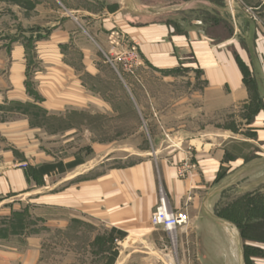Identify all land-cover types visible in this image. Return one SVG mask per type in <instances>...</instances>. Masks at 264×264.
<instances>
[{"label":"crops","instance_id":"obj_1","mask_svg":"<svg viewBox=\"0 0 264 264\" xmlns=\"http://www.w3.org/2000/svg\"><path fill=\"white\" fill-rule=\"evenodd\" d=\"M62 1L65 6L61 4L59 17L41 26L48 35L36 49L43 69L35 72V82L45 100L43 105L63 108L87 102L83 76L96 78L100 73L101 59L94 48L103 49L106 33L118 30L128 46L137 47L139 90L150 107L155 100L148 92L149 77L160 80L159 84H151L158 86L174 81V76L164 72L201 73L203 97L199 108H190V101L199 97L173 101V109L187 102L188 112L173 114L172 121L178 124L167 131L160 130L162 136L171 133L173 138H202V142L191 153L164 149L132 166L108 170L50 200L62 207H74L102 221L109 230L124 233L122 240L114 241L118 252L114 264H245L238 229L219 218L214 207L229 189L241 195L264 192V3L187 0L178 9L168 11L145 7L138 0ZM197 8L204 14L189 18L186 28L182 21L160 20L168 14L174 18L184 10L193 16ZM247 9L258 11L259 17H252ZM80 41L86 43L82 48L77 46ZM12 43L7 66L0 63V90L6 87L7 95L26 100V50L18 39ZM74 53L81 59L80 67L70 60ZM7 95V100L13 98ZM3 100L0 97V106L4 105ZM200 114L203 131L188 136L181 121L194 123ZM152 120L167 121L164 110L154 111ZM20 128L19 123L5 126L0 122L1 138L6 131L10 138L7 141L12 144L5 150L0 139V198L29 189V175L43 180L45 189L52 185L45 194L70 181L53 182L82 166L66 170L71 159L41 162L28 157L27 162L19 161L14 151L21 141ZM26 163L27 168H21ZM58 163H62L63 173H36L43 164ZM182 165L189 172L186 179L179 180L176 170ZM159 187L167 195L170 207L184 210L189 218V223L176 231L173 248L167 233L150 223L158 204ZM44 197L47 200L54 196ZM246 245L264 249L258 244ZM30 251L33 250L22 255L16 249L0 250V264H34L35 256ZM255 261L264 264V257Z\"/></svg>","mask_w":264,"mask_h":264},{"label":"rangeland","instance_id":"obj_2","mask_svg":"<svg viewBox=\"0 0 264 264\" xmlns=\"http://www.w3.org/2000/svg\"><path fill=\"white\" fill-rule=\"evenodd\" d=\"M138 1L145 7L170 11L178 9L187 0ZM259 1L264 3V0ZM61 4L65 6L62 0H0V63L7 66V55L13 47V39H18L26 50L24 87L27 99L23 100L22 97V100H16L17 97L7 95L6 87L0 90V97L4 98V105L0 106V122L5 126L13 122L21 125V141L14 154L19 156L20 162H27L29 158L41 162L69 159V163L75 159L83 162L81 167L69 171L66 176L54 179L53 182L57 183L64 179L71 180L56 186L50 193L44 192H49L52 185L45 189L43 180L29 175V189L21 194L0 198V250L16 249L22 255L33 250L30 254L35 256L34 264H107L111 251L117 247L115 242L108 239V226L74 207H62L50 199H57L59 196L56 195L74 190L108 170L132 166L147 157L153 158L158 151L170 149L191 153L194 147L199 149L202 138H173L171 133L162 136L160 129L167 131L178 124L172 121L173 114L185 115L188 112L187 102L173 109V101L199 97L190 101L191 109L199 108L203 97V80L199 71L188 70L164 72L167 76H174L171 84L165 81L164 85H151L161 81L149 77L146 80L149 83L148 92L155 100L150 107L139 90L141 79L137 68L140 59L136 45L128 46L121 32L109 30L103 49L94 48L101 59L99 76H83L89 95L87 102L63 108L44 106L45 100L35 82V72L43 69L36 49L37 44L48 35V31L41 26L59 17L63 11ZM247 10L252 17H259L258 11ZM203 12L197 8L193 16H189L184 10L174 18L168 14L160 20L168 23L182 21L186 28L189 18L200 17ZM85 45L83 41L77 43L80 48ZM132 48L138 65L129 67L125 53ZM70 60L80 67L81 59L77 53ZM6 95L13 98L7 100ZM152 109L155 112L157 109L159 112L164 110L167 121L157 123L152 120ZM196 117L194 123L187 119L181 121L188 136L203 131V114ZM155 135L158 137L155 138ZM0 139L5 150L11 148L6 131ZM21 168H27V163L22 164ZM182 168L187 170L180 178L178 172ZM188 172L187 166L178 167L177 179H186ZM232 190L221 194L214 207L215 212H221L238 224H244L253 217L254 220L264 219V192L249 193L248 197H244ZM46 195L54 197L45 200ZM180 212L186 213L184 210ZM241 242L264 248L260 242L247 239ZM170 247L173 248L171 241ZM249 255L245 264H255V260L263 259L264 249H254L249 251Z\"/></svg>","mask_w":264,"mask_h":264},{"label":"trees","instance_id":"obj_3","mask_svg":"<svg viewBox=\"0 0 264 264\" xmlns=\"http://www.w3.org/2000/svg\"><path fill=\"white\" fill-rule=\"evenodd\" d=\"M211 1L213 2V0H211ZM82 163L83 162L80 159H75V161L66 164L65 169L66 170H72L73 168L81 165ZM55 170H57L58 173H63L65 171L63 169L62 163L53 164V165L43 164V165L37 167L36 173L39 176H44L46 174H50L51 172H54ZM220 177H221V175L219 174L217 176V180L220 179ZM250 194L247 193V194H244L243 196L248 197ZM216 215L219 218H223V219L231 222L232 224H234L239 231V235H240L241 240L245 241L247 239V240H251L252 242H258V243L260 242V243L264 244V219L254 220V217H253L244 224L243 223L238 224L237 222H234V220L229 219L228 216H224L221 212H216ZM124 237H125L124 233L116 232L115 230H110V232L108 234V239L111 242H114L115 239L122 240ZM254 249L257 251L259 250L258 248L247 246L246 244L243 245V252H244L245 261L248 260L250 257L249 251H253ZM117 255H118L117 250L113 249L111 251V256H110L107 264H114V261H115Z\"/></svg>","mask_w":264,"mask_h":264},{"label":"built area","instance_id":"obj_4","mask_svg":"<svg viewBox=\"0 0 264 264\" xmlns=\"http://www.w3.org/2000/svg\"><path fill=\"white\" fill-rule=\"evenodd\" d=\"M125 59L127 60L129 67L138 65L137 57L133 48L131 51L125 53ZM186 170V168L180 169L178 176L183 178L184 174H186ZM150 223L154 228L163 229L173 243L175 241L176 231L185 227L189 223V218L184 212L174 211L170 207L164 191L160 189L158 204L150 217Z\"/></svg>","mask_w":264,"mask_h":264},{"label":"bare ground","instance_id":"obj_5","mask_svg":"<svg viewBox=\"0 0 264 264\" xmlns=\"http://www.w3.org/2000/svg\"><path fill=\"white\" fill-rule=\"evenodd\" d=\"M175 241L173 242V245H174Z\"/></svg>","mask_w":264,"mask_h":264}]
</instances>
